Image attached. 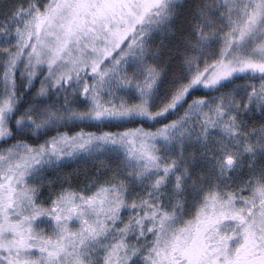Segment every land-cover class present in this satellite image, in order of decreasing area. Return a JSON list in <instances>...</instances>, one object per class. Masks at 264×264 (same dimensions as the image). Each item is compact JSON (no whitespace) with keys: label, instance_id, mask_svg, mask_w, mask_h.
Here are the masks:
<instances>
[{"label":"snow or ice","instance_id":"1","mask_svg":"<svg viewBox=\"0 0 264 264\" xmlns=\"http://www.w3.org/2000/svg\"><path fill=\"white\" fill-rule=\"evenodd\" d=\"M0 264H264V0H0Z\"/></svg>","mask_w":264,"mask_h":264}]
</instances>
